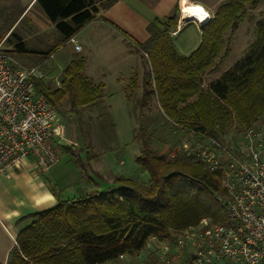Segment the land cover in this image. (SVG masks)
Wrapping results in <instances>:
<instances>
[{"label": "trees", "instance_id": "16d2710c", "mask_svg": "<svg viewBox=\"0 0 264 264\" xmlns=\"http://www.w3.org/2000/svg\"><path fill=\"white\" fill-rule=\"evenodd\" d=\"M101 1V0H100ZM103 1V0H102ZM115 0L100 2L103 8ZM260 0H224L202 28L198 46L188 55H180L170 31L177 24L174 14L162 22L160 29L148 25L151 36L136 41V51L143 61L142 78L135 74L130 86H141L136 107L155 102L168 122L190 133L223 139L230 130L239 132L264 114V15L255 23L254 39L233 64L201 86L202 76L216 69L230 52V35L238 29L249 10ZM38 8L60 33L59 40L42 54L48 55L64 45L71 36L92 20L99 7L96 0H35ZM12 35L16 38L13 39ZM3 36L0 37V40ZM10 52H28L29 48L14 29L4 39ZM146 53V54H145ZM85 57L73 58L60 76L61 86H51L43 78L35 85L55 110L68 99L69 114L79 118L82 107L98 103L102 84L83 73ZM141 148L135 157L149 176L148 183L116 176V185L106 189L78 190V195L62 198L57 204L33 213L32 221L16 236L17 245L7 264H103L118 262L121 254L135 255L147 238L160 239L208 217L215 223L225 220L219 200L224 192L220 174L201 163L185 159L167 160L152 146V132L142 124L134 139ZM90 181L96 171L87 167L91 155H76L64 146Z\"/></svg>", "mask_w": 264, "mask_h": 264}, {"label": "built area", "instance_id": "2783aa9c", "mask_svg": "<svg viewBox=\"0 0 264 264\" xmlns=\"http://www.w3.org/2000/svg\"><path fill=\"white\" fill-rule=\"evenodd\" d=\"M180 10L179 3V19L186 22L189 16ZM68 41L81 50L74 36ZM41 65L22 66L0 45V173L24 163L46 171L61 156L64 126L35 85L44 77ZM53 82L61 86L59 77ZM186 134L166 159L198 162L220 174L225 220L204 217L164 239L152 234L137 254L119 259L130 264L131 256L143 252V264H264V114L222 140Z\"/></svg>", "mask_w": 264, "mask_h": 264}, {"label": "rangeland", "instance_id": "374dc122", "mask_svg": "<svg viewBox=\"0 0 264 264\" xmlns=\"http://www.w3.org/2000/svg\"><path fill=\"white\" fill-rule=\"evenodd\" d=\"M26 1L0 0V36L14 23ZM260 1L255 9L249 10V15L242 19L238 29L228 34L230 52L217 64L216 69L202 76V87H206L221 71L239 59L254 39L255 23L264 15V0ZM100 2L104 0H96L99 9L103 8ZM35 6L32 13L38 8ZM27 26V17H21L0 40V45L7 46L4 39L14 29V34L21 35L30 50L13 53L5 49L15 61L27 66L45 63L46 60H41L42 52L59 40L60 33L55 26L44 31H30ZM12 38L16 37L12 35ZM77 39L82 45L81 50L71 54L73 43L68 41L56 51L58 64L53 59L52 63L41 65L44 72L43 81L50 82L51 86L55 87L53 78L55 76L60 78L63 64L66 65L70 59L83 56L87 59L83 73L95 83L100 80L106 82V85L102 86L101 100L96 104L82 107L80 118L76 114H69L67 98L62 100V107L56 110L59 121L64 126L61 156L55 163L62 166L57 178L59 186L63 188V196H77L79 189L90 191L112 187L117 184L115 177L120 175L147 184L149 180L147 171L135 161L141 148V141L139 138L134 139V134L140 126L142 124L147 126L152 132L153 148L157 154L165 156L180 142L188 139L187 134L168 122L155 102L143 108L134 105L136 99L141 96L142 89L141 86L133 89L130 80L135 74L139 81L141 80L144 64L141 53L136 51L133 44L127 42L122 44L115 31L105 26L84 30L77 35ZM126 50L131 51L132 55ZM229 133L232 134L233 131L230 130L225 136ZM64 146H70L76 155L82 156L84 164L86 153L91 155L87 167L99 174H92L95 182L90 181L86 174L82 173L80 165L72 159L71 153L63 150ZM53 177V174L49 175L50 179ZM69 181L70 188H67L66 183ZM142 255L144 256L143 252ZM123 261L127 262L125 259ZM117 263L110 261L103 264ZM143 263L141 257L130 262Z\"/></svg>", "mask_w": 264, "mask_h": 264}, {"label": "crops", "instance_id": "0c3cea01", "mask_svg": "<svg viewBox=\"0 0 264 264\" xmlns=\"http://www.w3.org/2000/svg\"><path fill=\"white\" fill-rule=\"evenodd\" d=\"M191 1L203 5L212 17L216 7L224 0ZM35 5V0L25 2L14 23L1 35L3 36L1 40L21 17H27V28L30 31H44L49 27L54 28L55 25L49 21L39 8H36V11L32 13V10L36 7ZM174 14L178 15V19L170 34L173 37L177 52L180 55H188L200 43L202 28L206 23L196 18H189L186 22L181 23L179 19V0H115L108 7L100 8L95 17L85 24L74 37L82 48L77 35H80L84 30H94L96 27L105 26L115 31V35L121 40L122 44L127 42L136 47V41L144 42L151 36V32L147 29L149 24L153 23L156 28L160 29L161 27L156 21L164 22ZM6 45V47L3 46L5 49L12 48L11 45ZM56 51L51 53L53 55L51 58H49L50 54L43 55L41 60H46L43 64L52 63L53 59L56 62L59 61L56 58ZM76 52L73 46L71 54ZM126 52L132 55L131 51L126 50ZM86 62L87 59H85V64ZM66 65L63 64L62 69ZM98 83L102 86L106 85V82L102 80ZM123 95L125 96L124 92ZM61 171V165L54 164L48 170L41 171L33 165L24 163L6 173H0V264H7L13 249L17 245V234L32 221L31 215L33 213L56 205V194L62 198H70L63 196V188L58 184L57 176L60 175ZM50 174L54 176L51 179L49 178ZM66 186L70 188V181L66 183ZM45 199L49 200L43 202ZM41 202L47 204L40 205ZM140 255L131 256L132 261L139 257L143 259L144 256ZM117 264H127V262L119 259Z\"/></svg>", "mask_w": 264, "mask_h": 264}, {"label": "bare ground", "instance_id": "6f19581e", "mask_svg": "<svg viewBox=\"0 0 264 264\" xmlns=\"http://www.w3.org/2000/svg\"><path fill=\"white\" fill-rule=\"evenodd\" d=\"M179 3H180V9H181L180 12H182L184 17L189 16V18H196V19H199L203 23H205L209 18H211V15L209 14V12L204 8L203 5L199 3L192 2L191 0H179ZM197 7L202 8L204 10V13H207V15H203V13H195V12L187 11L190 8L195 9ZM201 17H203V19H201ZM48 200L49 199H45L43 202H47ZM43 202H41L40 205L47 204V203L43 204Z\"/></svg>", "mask_w": 264, "mask_h": 264}, {"label": "snow or ice", "instance_id": "6c2138e0", "mask_svg": "<svg viewBox=\"0 0 264 264\" xmlns=\"http://www.w3.org/2000/svg\"><path fill=\"white\" fill-rule=\"evenodd\" d=\"M187 11L195 12V13H203V15H207V13H204V10L202 8H199V7L195 8V9L190 8Z\"/></svg>", "mask_w": 264, "mask_h": 264}, {"label": "clouds", "instance_id": "9594fccd", "mask_svg": "<svg viewBox=\"0 0 264 264\" xmlns=\"http://www.w3.org/2000/svg\"><path fill=\"white\" fill-rule=\"evenodd\" d=\"M201 19H203V17H201Z\"/></svg>", "mask_w": 264, "mask_h": 264}]
</instances>
